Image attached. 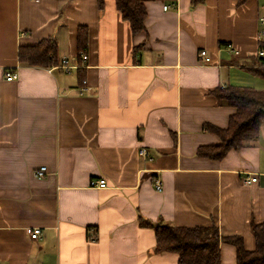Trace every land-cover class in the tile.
I'll return each mask as SVG.
<instances>
[{
	"label": "crops",
	"instance_id": "obj_1",
	"mask_svg": "<svg viewBox=\"0 0 264 264\" xmlns=\"http://www.w3.org/2000/svg\"><path fill=\"white\" fill-rule=\"evenodd\" d=\"M144 2L145 30L134 34L116 0L103 9L98 0H0V264H179L176 252H156V232L139 215L215 223L256 247L264 127L221 159L198 150L221 144L209 126L227 128L236 111L216 88H264L249 67L264 0ZM81 26L88 60L72 72L19 61L21 46L55 37L59 58L81 63ZM248 175L258 179L244 183ZM102 177L108 187L90 185ZM220 252L221 264H237L234 244L222 241Z\"/></svg>",
	"mask_w": 264,
	"mask_h": 264
},
{
	"label": "trees",
	"instance_id": "obj_2",
	"mask_svg": "<svg viewBox=\"0 0 264 264\" xmlns=\"http://www.w3.org/2000/svg\"><path fill=\"white\" fill-rule=\"evenodd\" d=\"M100 9L105 0H98ZM202 0H192L193 3ZM246 0H238L243 4ZM117 8L131 24L137 34L145 30L146 6L144 0H116ZM79 48L88 47V30L79 28ZM264 49V43L260 44ZM19 61L28 65H41L47 68L58 65V42L55 37H48L36 45L21 46ZM250 70L264 78V56H254ZM221 104L236 108L231 114L229 126L219 128L209 126L221 138V144L201 146L199 155L221 159L231 149H240L256 140L264 127V88L247 85H227L214 90ZM142 226H150L156 232V252L173 251L179 256V264H221L220 243L226 241L237 248V264H264V222H252L251 227L256 238V247L246 248L241 234H222L217 224L210 226H179L166 220L157 222L139 215Z\"/></svg>",
	"mask_w": 264,
	"mask_h": 264
},
{
	"label": "built area",
	"instance_id": "obj_3",
	"mask_svg": "<svg viewBox=\"0 0 264 264\" xmlns=\"http://www.w3.org/2000/svg\"><path fill=\"white\" fill-rule=\"evenodd\" d=\"M168 7H169L168 5L164 6L165 9H167ZM261 22H262V28H261V31L259 34V41H260V43H264V16H262ZM23 34H25V33L23 32ZM258 53L261 56H264V49L260 48ZM80 60H81V63L76 62V63L72 64L69 59L63 58L58 65L52 66L48 69L50 71H53L54 69L58 68V69H63L67 72H72L73 69L79 68L80 66H82V63H85L88 60L87 53H85V52L82 53L80 56ZM200 61L202 64H211L213 62V59L207 50H202L200 52ZM17 77H18V73L16 71L10 70V71L6 72V78L8 80H15V79H17ZM83 82L86 83L87 80L84 79ZM80 89H81V91H83L85 89V86L81 87ZM140 153L143 156L149 155V151L145 147H141ZM47 169L48 168L46 165L41 166V168L36 172V175L38 177H44L46 175ZM257 179H258V177L256 175H248L247 177H243L242 181L244 183L248 184V183L256 181ZM90 185L92 187H97V188H106V187H108V181L105 177L98 178V179H92ZM156 188L160 191L163 189V184H162V181L160 179H157V181H156ZM30 237L33 240H39L42 237L41 227L33 228L30 232Z\"/></svg>",
	"mask_w": 264,
	"mask_h": 264
},
{
	"label": "rangeland",
	"instance_id": "obj_4",
	"mask_svg": "<svg viewBox=\"0 0 264 264\" xmlns=\"http://www.w3.org/2000/svg\"><path fill=\"white\" fill-rule=\"evenodd\" d=\"M261 44V43H260Z\"/></svg>",
	"mask_w": 264,
	"mask_h": 264
}]
</instances>
